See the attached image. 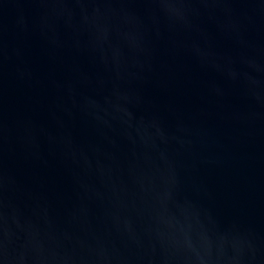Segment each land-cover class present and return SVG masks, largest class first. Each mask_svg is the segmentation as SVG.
Returning a JSON list of instances; mask_svg holds the SVG:
<instances>
[{"label": "water", "instance_id": "95a60500", "mask_svg": "<svg viewBox=\"0 0 264 264\" xmlns=\"http://www.w3.org/2000/svg\"><path fill=\"white\" fill-rule=\"evenodd\" d=\"M0 264H264V0H0Z\"/></svg>", "mask_w": 264, "mask_h": 264}]
</instances>
